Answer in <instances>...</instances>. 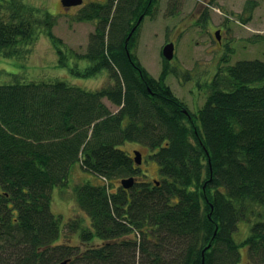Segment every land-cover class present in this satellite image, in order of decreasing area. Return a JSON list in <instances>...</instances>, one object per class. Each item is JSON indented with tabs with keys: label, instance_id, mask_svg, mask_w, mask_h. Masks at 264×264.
<instances>
[{
	"label": "trees",
	"instance_id": "obj_1",
	"mask_svg": "<svg viewBox=\"0 0 264 264\" xmlns=\"http://www.w3.org/2000/svg\"><path fill=\"white\" fill-rule=\"evenodd\" d=\"M172 1L168 16L183 2ZM149 5L80 11L76 21L98 26L84 54L72 51L85 67L71 72L108 73L99 89L0 73V264H241V248L264 264V61H225L194 114L166 83L175 68L165 62L156 78L130 51ZM54 25L44 6L0 0V56L23 55L46 33L67 65ZM126 143L148 150L159 180H142L143 149ZM79 164L93 178L72 189L78 215L63 225L53 194ZM243 222L250 234L238 241Z\"/></svg>",
	"mask_w": 264,
	"mask_h": 264
},
{
	"label": "rangeland",
	"instance_id": "obj_2",
	"mask_svg": "<svg viewBox=\"0 0 264 264\" xmlns=\"http://www.w3.org/2000/svg\"><path fill=\"white\" fill-rule=\"evenodd\" d=\"M157 1L158 10L140 26L136 47H131L130 51L137 54L145 69L157 78L164 69L162 48L167 42H176L175 59L170 62V66L175 68L177 74L168 76L166 83L192 113L196 114L204 106L210 83L220 68L240 60L264 61V0H183L177 4L176 9L180 11L176 16H168L172 7L169 5L170 0ZM251 1L257 3L252 11L246 9ZM30 3L46 7L54 15L52 32L63 41L66 48H61L69 57L68 64L62 66L50 37L42 33L33 44L25 46L23 55L12 58L0 56L1 77L13 73L27 81L59 79L92 90L108 84V73L105 75L102 72L94 78H80L71 72L73 66L80 70L85 67V64L75 62L78 59L72 51L84 54L90 34L98 26L96 21L76 20L81 10L98 1L68 10L62 0H30ZM171 3H176V0ZM218 31L221 32V42L216 37ZM12 52L17 53L15 50ZM105 102L113 111L116 110L110 102ZM134 145L126 143L122 148L131 153L143 149L140 150L144 157L141 167L145 176L142 180H159L158 165L148 157V150ZM75 166L70 174L69 186L55 190L51 203L53 213L62 215L63 225L78 215L72 189L86 179L93 178L80 164ZM251 224L243 222L239 225L235 233L236 240L242 241L249 236ZM73 239V243L78 242L77 237L73 236ZM247 254L248 250L241 248V264H259Z\"/></svg>",
	"mask_w": 264,
	"mask_h": 264
},
{
	"label": "water",
	"instance_id": "obj_3",
	"mask_svg": "<svg viewBox=\"0 0 264 264\" xmlns=\"http://www.w3.org/2000/svg\"><path fill=\"white\" fill-rule=\"evenodd\" d=\"M83 3V0H62V4L64 7L69 8V7H75L79 6ZM142 19H140L141 21ZM220 31L216 33V37L218 40H220L221 35ZM174 50H175V45L174 43H169L163 48V56L164 59L168 62L172 61L174 59ZM135 160L138 165L141 164L142 162V155L139 152H136V157ZM134 180L133 179H127L122 182L123 186L126 188H130L133 186Z\"/></svg>",
	"mask_w": 264,
	"mask_h": 264
},
{
	"label": "flooded vegetation",
	"instance_id": "obj_4",
	"mask_svg": "<svg viewBox=\"0 0 264 264\" xmlns=\"http://www.w3.org/2000/svg\"><path fill=\"white\" fill-rule=\"evenodd\" d=\"M94 1H96V2L98 1V3H103V4H105V3L108 2V0H83V3H82L81 5L86 4V3H88V2H94ZM155 1H156V7H155L156 9H155L154 7H152L151 5H149V6H150V9L152 10L153 13H155V12L158 10V6H159V5H158V1H157V0H155ZM81 5H80V6H81ZM69 8H70V7H69ZM69 8H66V7H65L66 10H68ZM147 17H149V16H144L143 19H142V21H141V23H142L143 20H144L145 18H147ZM140 26H141V24H140ZM138 35H139V34H138ZM131 37H132V34L129 35L128 40L131 39ZM128 40H127V42H128ZM174 43H175V46H176V42H174ZM128 51H129V50H128ZM175 52H176V48H175ZM129 53H130V51H129ZM174 59H175V58H174ZM173 61H174V60H173ZM173 61H172V62H173ZM172 62H171V63H172ZM171 63H168V64L170 65ZM163 65H165V64L163 63Z\"/></svg>",
	"mask_w": 264,
	"mask_h": 264
},
{
	"label": "bare ground",
	"instance_id": "obj_5",
	"mask_svg": "<svg viewBox=\"0 0 264 264\" xmlns=\"http://www.w3.org/2000/svg\"><path fill=\"white\" fill-rule=\"evenodd\" d=\"M134 30H135V29H134ZM134 30H133V31H134Z\"/></svg>",
	"mask_w": 264,
	"mask_h": 264
}]
</instances>
